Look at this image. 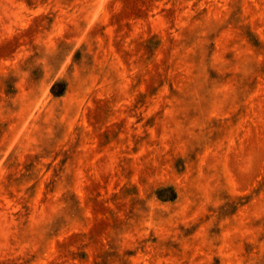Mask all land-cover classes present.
Returning <instances> with one entry per match:
<instances>
[{
	"label": "rangeland",
	"instance_id": "1",
	"mask_svg": "<svg viewBox=\"0 0 264 264\" xmlns=\"http://www.w3.org/2000/svg\"><path fill=\"white\" fill-rule=\"evenodd\" d=\"M0 264H264V0H0Z\"/></svg>",
	"mask_w": 264,
	"mask_h": 264
}]
</instances>
